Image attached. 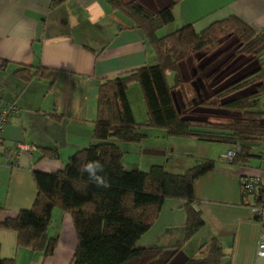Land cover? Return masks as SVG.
<instances>
[{
    "label": "crops",
    "instance_id": "crops-1",
    "mask_svg": "<svg viewBox=\"0 0 264 264\" xmlns=\"http://www.w3.org/2000/svg\"><path fill=\"white\" fill-rule=\"evenodd\" d=\"M111 1L58 0L54 6V0H0V104L13 102L18 107L0 135L1 146L16 142L32 146L15 167L0 165V222L33 208L38 194L34 171H62L73 155L94 142L103 80L156 63L153 49ZM132 1L150 11L173 5L175 21L159 30V37L188 25L200 32L230 16H237L255 30H264V0ZM38 66L58 71L55 81L34 78L26 83L16 75L21 67L35 71ZM127 96L136 121L144 123L147 116L141 119L137 115L130 88ZM181 98L185 112L193 98ZM258 110L264 113V97ZM143 131L147 137L141 143L120 145L128 171H148L159 164L169 172L182 174L205 160L216 161V167L194 184L196 208L206 226L185 242L186 214L179 201L167 200L155 225L138 242L140 248H165L151 264H162L178 248L177 262L202 257L201 246L213 237L220 240L225 251L222 264H264V258L257 255L262 225L244 203L242 191L245 177L257 179L264 186V141L253 146L256 158L241 165L219 159L232 145L222 143L215 158L210 155L215 142L168 137L159 129ZM187 146L207 148L208 152L185 161L184 156L196 155L187 154ZM54 149L58 151L57 160L44 157L43 150ZM175 150L182 159L171 164L167 154ZM49 236L58 238L59 244L52 256L45 257L18 247L17 234L0 227L1 256L14 259L16 264H73L77 239L68 214L53 211Z\"/></svg>",
    "mask_w": 264,
    "mask_h": 264
},
{
    "label": "trees",
    "instance_id": "trees-1",
    "mask_svg": "<svg viewBox=\"0 0 264 264\" xmlns=\"http://www.w3.org/2000/svg\"><path fill=\"white\" fill-rule=\"evenodd\" d=\"M111 5L142 34L155 53L156 63L103 80L94 142L73 155L62 171H34L38 194L33 208L5 219L0 227L17 234L18 247L50 257L59 244L58 238L49 236L52 213L59 209L73 223L77 239L73 264H151L165 248H140L138 242L155 225L167 200L179 201L186 214L185 242L206 226L203 214L196 208L194 184L216 167V161L205 160L182 174L169 172L159 164L148 171H128L120 145L141 143L147 137L144 129H159L173 138H195L232 147L240 144L241 151L234 163L250 164L256 158L253 146L264 141V113L258 110L264 97V30H255L237 16H230L200 32L188 25L159 37L158 31L175 21L173 5L156 11L132 0H112ZM225 36L234 38L232 54L226 59L219 54L196 68L198 92L195 90L186 112H182L175 99L177 91L184 94L186 84L180 64L195 55L199 59L204 57ZM240 57L246 61L228 69ZM254 62L258 63L255 68L241 73ZM172 73L175 80L170 85L168 75ZM57 74L58 71L41 66L35 71L29 67L16 70V75L26 83L34 78L53 83ZM133 84L140 86L147 107L144 123L136 121L127 96ZM249 88V93L236 96ZM200 109L241 115L230 123L199 120L192 113ZM43 153L45 158L58 159L56 149ZM91 162L103 166L98 172L102 183L90 179L84 171V166ZM179 251L180 248L162 264H222L226 257L217 237L201 246L202 257L177 262L175 256ZM0 264H16L14 259L2 258L1 247Z\"/></svg>",
    "mask_w": 264,
    "mask_h": 264
},
{
    "label": "rangeland",
    "instance_id": "rangeland-1",
    "mask_svg": "<svg viewBox=\"0 0 264 264\" xmlns=\"http://www.w3.org/2000/svg\"><path fill=\"white\" fill-rule=\"evenodd\" d=\"M233 42H234V38H227V36H225L218 43H216L213 47L209 48L206 51L204 57L199 59L195 55V56L189 58L186 62L180 64V69H181L184 81L186 82L185 91H184V94H181L180 91H177L175 94V99H176V102L179 106V109L182 112H183V109H182V98L181 97L187 95L189 97L194 98V96H195V90L196 89L194 87V84L196 81V76H195L196 68H200L201 64H203L207 60H209V59H211L214 56H217L219 54H221L223 56V59L228 58L233 52V50H231V46H232ZM245 59H246L245 57H243V58L240 57V58L236 59L234 62H232L230 64L228 69H233V68H236L238 66H241L246 61ZM257 65H258V63L254 62L249 67L245 68V70H243L241 73H245L249 69L251 70V69L255 68ZM174 80H175L174 73L169 74L168 75V83L170 85H173ZM251 90H252V88L246 89V90L238 93L236 96L245 95V94L249 93ZM130 99H131V102L135 108L137 115L138 116L141 115V119H142V117L144 119L145 115L147 116V107L145 105V101L143 98L142 91H141L140 86L138 84L131 85V87H130ZM185 112H186V110H185ZM192 114L196 119H199V120H206L207 118H209V119H214V121L216 120V121L225 122V123L234 122L235 119H237L241 115L240 113L227 112V111H222V110H210L209 112H204L202 110H198L197 112L192 113ZM221 144L222 143H213V145H211L212 146L211 147L212 152L210 155L212 157H215V158L217 157ZM185 148H186L185 151L187 150V154L196 152V155L184 156L183 160H185V161H189V160L193 161L195 159L194 156H198V155L202 156L205 154V152H208L207 148L198 147V146L197 147L187 146ZM179 151H181V149ZM132 157H133V155H130V158H132ZM167 158L170 160L169 162L172 164L176 160H181L182 155L179 152H177L176 150L174 152L169 151L167 154ZM219 159L224 161L221 158V156H219ZM192 161H190V162H192Z\"/></svg>",
    "mask_w": 264,
    "mask_h": 264
},
{
    "label": "built area",
    "instance_id": "built-area-1",
    "mask_svg": "<svg viewBox=\"0 0 264 264\" xmlns=\"http://www.w3.org/2000/svg\"><path fill=\"white\" fill-rule=\"evenodd\" d=\"M17 112L18 107L13 102L0 104V135L4 128L13 120ZM31 150L32 146L23 142H16L10 147H2L0 140V165L4 164L8 167H15L19 164L21 155ZM240 151L241 145H234L225 154H222L221 158L228 163H233ZM242 191L245 195L244 203L250 207L254 218L262 225L257 255L260 258H264V186L257 179L245 177L242 179Z\"/></svg>",
    "mask_w": 264,
    "mask_h": 264
},
{
    "label": "clouds",
    "instance_id": "clouds-1",
    "mask_svg": "<svg viewBox=\"0 0 264 264\" xmlns=\"http://www.w3.org/2000/svg\"><path fill=\"white\" fill-rule=\"evenodd\" d=\"M102 165L99 162H91L84 166V171L89 175V178L95 180L98 183H102V178L98 175V172L102 170Z\"/></svg>",
    "mask_w": 264,
    "mask_h": 264
},
{
    "label": "water",
    "instance_id": "water-1",
    "mask_svg": "<svg viewBox=\"0 0 264 264\" xmlns=\"http://www.w3.org/2000/svg\"><path fill=\"white\" fill-rule=\"evenodd\" d=\"M194 87H195L196 91L198 92V88H197V85L196 84H194Z\"/></svg>",
    "mask_w": 264,
    "mask_h": 264
},
{
    "label": "flooded vegetation",
    "instance_id": "flooded-vegetation-1",
    "mask_svg": "<svg viewBox=\"0 0 264 264\" xmlns=\"http://www.w3.org/2000/svg\"><path fill=\"white\" fill-rule=\"evenodd\" d=\"M213 67V66H212Z\"/></svg>",
    "mask_w": 264,
    "mask_h": 264
}]
</instances>
